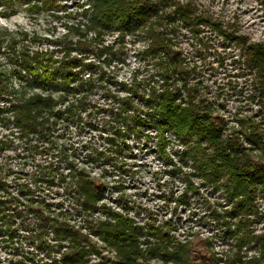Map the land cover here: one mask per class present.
<instances>
[{
  "label": "clouds",
  "instance_id": "1",
  "mask_svg": "<svg viewBox=\"0 0 264 264\" xmlns=\"http://www.w3.org/2000/svg\"><path fill=\"white\" fill-rule=\"evenodd\" d=\"M0 264H264V0H0Z\"/></svg>",
  "mask_w": 264,
  "mask_h": 264
},
{
  "label": "trees",
  "instance_id": "2",
  "mask_svg": "<svg viewBox=\"0 0 264 264\" xmlns=\"http://www.w3.org/2000/svg\"><path fill=\"white\" fill-rule=\"evenodd\" d=\"M105 2H107V0H105ZM67 71V69H65ZM69 75H74L73 73H68ZM166 104L169 105V108L172 110V112L176 115V123L178 126H183L185 123V119H188L189 123L195 122L196 124H201L204 122V120L208 119V115L207 113H204L203 116H199L198 114H192L190 119L183 117L179 111H178V106L174 105L171 101H165ZM217 127H219V125H216ZM204 138L212 141L215 143V136L213 133H210L208 131H205L203 133ZM227 157L225 156V162H227ZM66 261L69 259L68 257L65 258Z\"/></svg>",
  "mask_w": 264,
  "mask_h": 264
}]
</instances>
